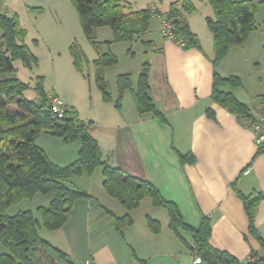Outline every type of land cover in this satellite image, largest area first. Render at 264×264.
Masks as SVG:
<instances>
[{
  "label": "crops",
  "instance_id": "obj_1",
  "mask_svg": "<svg viewBox=\"0 0 264 264\" xmlns=\"http://www.w3.org/2000/svg\"><path fill=\"white\" fill-rule=\"evenodd\" d=\"M175 1L124 0V4L126 12L152 7L162 14ZM192 2L195 10L184 12V15L200 39V48H185L163 36L158 41L150 39V28L133 41L115 42L112 31L106 39H101L102 33L108 34L107 27L98 28L97 40L110 42L101 45V53L110 51L117 55L116 46L126 43L131 65L135 66L137 55L133 43L136 42L140 43L146 58L137 68L117 73L112 81L108 77L109 71L119 62L106 68L105 78L112 95V101L106 102L95 81V69L92 66L98 55L92 60L86 55L89 65L83 71L75 69L83 77L90 78L89 92L94 94L90 109L82 113L81 107H76L75 98H70L72 104L65 103L69 108H74L79 119L87 124L90 133L98 141L105 162L154 184L166 200L176 205L184 223L191 228H198L208 217L212 226L211 244L247 262L250 256L262 258L264 246L249 231V219L238 192L244 195L264 192V150L260 151L256 145L253 130L236 113L212 97L215 51L213 34L206 18L213 17L214 11L208 0ZM50 8L54 10L53 19L45 14ZM28 10L34 26L37 30L42 28L45 35L49 32L43 24L44 20H49V25L63 30V20L67 17L59 12L58 0H36L34 5H28ZM75 12L69 11V20L73 25H78L80 20ZM153 18L158 19L161 27L158 15ZM256 24L257 29L247 41L242 46L231 48L217 66L221 76L240 78L239 87L224 85L222 89L233 92L254 116L262 106L264 57L247 56L245 47L255 41L259 44L257 47L264 49L263 32L260 34L262 27L257 21ZM22 25L29 35V27ZM34 40L40 43L39 38ZM72 42H67L66 48ZM252 46L256 47L255 44ZM146 63L150 64V95L165 120L151 113L140 114L129 89L123 93L120 107L115 104L120 94L117 77L132 73L131 82L135 90L139 74ZM134 75H137L136 82ZM37 143L60 166L76 161L81 147L80 141L66 142L49 131L43 132ZM180 154H190L195 157V161L183 163ZM94 175L85 174L67 182L68 186L86 192L89 198L76 201L63 227L56 230L46 229L42 225L38 227L40 237L67 255V259H63L51 248H42L40 251H43L46 264H207L198 259L185 243H191L192 232L182 228L179 233L174 232L170 228L168 210L164 219H161L156 215L158 207L153 205L150 198L143 199L140 206L130 212L133 222L118 231L113 218L127 215V209L106 192L104 178L99 182ZM53 198V194L39 193L31 199L32 207L18 208L11 213L12 206L9 213L30 209L41 220L37 209L48 206ZM92 199H97L96 206H92ZM143 205L154 209L156 213L147 211L140 214ZM148 217L160 222L159 232L151 230ZM256 227L264 240V199L258 206Z\"/></svg>",
  "mask_w": 264,
  "mask_h": 264
},
{
  "label": "trees",
  "instance_id": "obj_2",
  "mask_svg": "<svg viewBox=\"0 0 264 264\" xmlns=\"http://www.w3.org/2000/svg\"><path fill=\"white\" fill-rule=\"evenodd\" d=\"M208 2L214 11L213 17L206 18L207 26L213 34L215 51L212 97L244 122L254 115L233 92L222 89L224 85L239 87L241 80L236 76H221L217 66L231 48L242 46L257 29V6L251 0ZM71 3L85 36L99 52L93 61L95 81L106 102L112 101V95L105 70L116 65L119 58L110 51L101 53V45L110 42L97 40L98 28L109 27L115 42L133 41L145 34L153 16L160 14L174 24L175 32L185 48H200V39L192 31L184 15V12L191 13L195 10L192 0H177L162 14L152 7L126 12L124 0H71ZM33 9L35 8L31 10ZM0 29V243L6 248V252H0V264H41L39 252L42 248H51L59 257L67 259L64 252L40 237L38 227L42 225L49 230L63 227L76 201L89 198L86 192L68 186L67 182L85 174L92 176L98 168L102 169L106 192L118 199L129 212L137 209L145 198H150L154 206L167 209L170 228L174 232L179 233L180 228L192 232L191 243H185L198 259L207 264H264V256L258 261L242 262L230 253L214 247L210 242L212 226L208 217L204 218L198 228H191L184 223L176 205L166 200L154 184L105 162L98 141L90 133L87 124L79 119L74 108H69L64 118L55 117L49 106L42 77H39L36 85L37 99L28 100L24 92L30 85L17 77L14 65L18 59L30 68L38 64L37 55L26 43L28 30L22 25L18 15L10 16L3 12H0ZM34 42L37 43V40ZM69 52L79 71L89 65L83 46L77 41L71 43ZM149 71L150 64H144L135 90L131 82L132 73L119 75L117 87L120 94L115 104L120 107L123 93L129 89L140 114L151 113L165 120L150 95ZM45 131L66 142L80 141L77 160L66 166L55 163L37 143L38 137ZM259 149L263 151L264 146ZM180 159L183 163L195 161V157L190 154H180ZM39 193L54 195L48 206L37 209L41 220L30 209L9 213L10 207L33 199ZM238 193L249 219V231L264 246V240L256 227L258 206L264 199V192H253L250 195ZM113 219L118 231L133 222L129 214ZM148 223L153 232L161 230L158 220L148 217Z\"/></svg>",
  "mask_w": 264,
  "mask_h": 264
},
{
  "label": "rangeland",
  "instance_id": "obj_3",
  "mask_svg": "<svg viewBox=\"0 0 264 264\" xmlns=\"http://www.w3.org/2000/svg\"><path fill=\"white\" fill-rule=\"evenodd\" d=\"M36 0H3L1 6H0V12L7 13L10 16L18 15L19 18L21 17L22 23L27 25L26 27H29V35L27 37V44H30V47L32 48V51H34L38 57V64H34L31 68L26 66L21 60H16L14 65L17 69L16 75L19 77L22 81L25 83H28L30 85L29 89H26L24 92L25 97L28 100H36L38 97L37 91H36V85L39 82V77H42V82L45 91L48 94H55L58 95L64 102L72 104L70 98H75L76 107H81L82 113L88 112L90 109L89 104L90 100L93 97L94 94L89 92V81L90 78L83 77L76 69L73 64V57L71 56L69 52V47L66 48V43L73 41H77L80 43L89 59L92 60L95 56L99 55V52L97 49L93 46V44L87 39L85 36L82 26L78 21V25H73L71 21L69 20V11L74 10L73 5L71 3V0H67V2H61V0H58V6H59V12H63L66 14L67 19L63 20L62 28L63 30L60 31L57 27L49 25V20H44L43 24L47 28V31L49 34L45 35L42 31V28H37L34 26L32 20L30 11L28 10V5H34ZM40 1V0H39ZM256 4V21L260 26L262 27V31L260 34L264 37V0H251ZM54 4V3H53ZM52 4V5H53ZM51 9V10H50ZM46 15L50 16L51 19L55 17L54 10L50 8ZM76 16L77 13L75 12ZM150 27V33H148V36H150V39L159 40L161 39L162 35L160 32V22L158 19L153 18L151 22ZM40 27V26H39ZM107 33L101 34V39H106L111 34V29L107 27ZM40 31V32H39ZM2 34V30L0 29V35ZM39 36V37H38ZM39 38L40 43L37 44L33 41V39ZM147 38V37H145ZM252 44H255L256 47L252 46ZM127 44L126 43H120L116 46V52L119 56V64L110 69L109 71V80L112 81V78L117 75V73H122L127 71L129 68H137V65H140L141 61L144 57V53L142 50V47L140 43H133V50L136 52L137 57L135 58L134 64L135 66H132L131 64V56L127 54ZM259 44L250 43V46L248 44L245 47V50L247 51L246 55L249 56L251 54V57H264V49H261ZM129 56V57H128ZM93 66V64H92ZM86 67V66H85ZM94 67V66H93ZM87 69V68H86ZM92 72V69L90 70ZM134 82H136L137 75H134ZM89 79V80H88ZM93 78L91 77V80ZM94 82V81H93ZM65 103V104H66ZM67 105V104H66ZM95 180H99V182L102 180V169L98 168L96 172L94 173ZM75 180V179H74ZM83 199V198H81ZM88 199V198H86ZM149 202L150 199H147ZM119 201V200H118ZM117 202V201H116ZM98 203L97 199H92V206H96ZM151 204V203H150ZM15 206V205H14ZM12 207L10 212L16 211L18 208L22 207H32L33 204L31 203V199H28L24 201L21 205L18 207ZM95 208V207H94ZM153 208V207H152ZM25 209V208H24ZM146 207V205H143L140 214H144L147 211L149 213H156L154 209H149ZM127 214L130 215V212L127 210ZM37 214V213H36ZM91 214H93V210L91 211ZM167 214V209L158 207L157 216L161 219H164V215ZM131 216V215H130ZM0 250H3L1 252H6V248L0 243ZM49 251V249H46ZM43 251L39 252V258L42 262V264H46V260L44 259V256L42 254Z\"/></svg>",
  "mask_w": 264,
  "mask_h": 264
},
{
  "label": "built area",
  "instance_id": "obj_4",
  "mask_svg": "<svg viewBox=\"0 0 264 264\" xmlns=\"http://www.w3.org/2000/svg\"><path fill=\"white\" fill-rule=\"evenodd\" d=\"M2 2L3 0H0V6ZM158 17L161 19V27H160L161 35L164 38L174 41L179 45H184L182 40L178 38L175 32L174 24L169 19L160 16V14L158 15ZM261 100H262V106L260 112L253 118H248L244 121V124L248 128L253 130L255 135V143L258 147L264 146V94ZM48 102L56 118H64L67 116L69 107L58 95L48 94ZM259 259H261V257L250 256L249 261L254 262V261H258Z\"/></svg>",
  "mask_w": 264,
  "mask_h": 264
}]
</instances>
